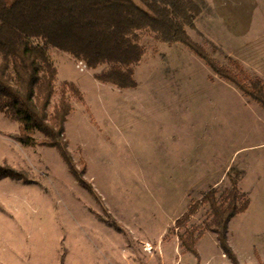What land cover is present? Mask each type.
I'll return each instance as SVG.
<instances>
[{
  "label": "rangeland",
  "instance_id": "obj_1",
  "mask_svg": "<svg viewBox=\"0 0 264 264\" xmlns=\"http://www.w3.org/2000/svg\"><path fill=\"white\" fill-rule=\"evenodd\" d=\"M197 1L191 38L221 64L232 49L253 72L251 63L264 61V0ZM141 43L137 85L125 89L48 49L56 88L73 82L83 96H70L63 128L73 166L93 193L55 148L15 142L9 133L17 123L0 114V162L29 178L0 179V264H131L136 253L152 251L158 226L177 235L176 220L194 204L189 222L203 223L202 194L215 181L219 192L229 188V167L241 170L237 186L252 210L264 208V110L186 47L148 35Z\"/></svg>",
  "mask_w": 264,
  "mask_h": 264
},
{
  "label": "trees",
  "instance_id": "obj_2",
  "mask_svg": "<svg viewBox=\"0 0 264 264\" xmlns=\"http://www.w3.org/2000/svg\"><path fill=\"white\" fill-rule=\"evenodd\" d=\"M200 4L197 0H0V114L17 123L10 137L25 146L55 148L74 179L93 193L91 185L81 179V170L73 166L63 128L73 110L70 96L81 102L83 96L73 82L63 81L56 88L57 71L48 49L65 51L88 69H98L92 75L104 84L132 88L137 85L134 67L145 53L141 43L144 35L186 47L213 74L264 110L262 78L231 56L226 64L219 63L187 32L195 29ZM216 49L213 46L212 50ZM54 94L58 96L51 104ZM226 175L229 188L219 192V188L209 186L202 194L200 202L208 205L203 223L189 222L197 204L176 220V227L182 229L177 240L180 248L196 254L197 238L211 231L234 264L227 224L247 208L249 200L237 186L241 170L229 167ZM2 178L29 182L25 171L0 162Z\"/></svg>",
  "mask_w": 264,
  "mask_h": 264
},
{
  "label": "crops",
  "instance_id": "obj_3",
  "mask_svg": "<svg viewBox=\"0 0 264 264\" xmlns=\"http://www.w3.org/2000/svg\"><path fill=\"white\" fill-rule=\"evenodd\" d=\"M227 53L229 56L234 55L232 49H229ZM248 55L256 56L253 49L250 50ZM233 57L235 58V56ZM251 64L249 68L264 79V61ZM170 167L177 169L182 168L183 165L174 164ZM217 183L218 181H215L211 186L213 187ZM259 198L264 206V194ZM166 224L158 226L156 231L150 233L153 236L151 240L152 251L144 252L141 250L138 254L136 253L137 256H132L133 262L131 264L233 263L222 251L217 239H215V233L205 231L200 238H197L195 244L196 254H193L180 248L175 233L170 236L167 234ZM226 237L235 256L234 264H264V208L252 210L249 200L247 208L228 221ZM144 242L149 243L148 241ZM127 264L129 263L127 262Z\"/></svg>",
  "mask_w": 264,
  "mask_h": 264
},
{
  "label": "built area",
  "instance_id": "obj_4",
  "mask_svg": "<svg viewBox=\"0 0 264 264\" xmlns=\"http://www.w3.org/2000/svg\"><path fill=\"white\" fill-rule=\"evenodd\" d=\"M80 70H83L85 68V64L81 61H78V64L76 65Z\"/></svg>",
  "mask_w": 264,
  "mask_h": 264
}]
</instances>
